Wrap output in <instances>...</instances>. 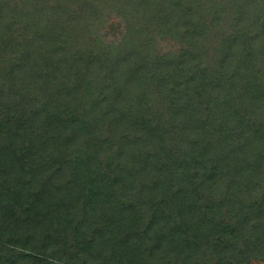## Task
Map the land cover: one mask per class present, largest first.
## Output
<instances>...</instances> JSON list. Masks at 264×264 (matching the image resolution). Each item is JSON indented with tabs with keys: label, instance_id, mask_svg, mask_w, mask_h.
<instances>
[{
	"label": "trees",
	"instance_id": "obj_1",
	"mask_svg": "<svg viewBox=\"0 0 264 264\" xmlns=\"http://www.w3.org/2000/svg\"><path fill=\"white\" fill-rule=\"evenodd\" d=\"M252 259L264 0H0V264Z\"/></svg>",
	"mask_w": 264,
	"mask_h": 264
},
{
	"label": "rangeland",
	"instance_id": "obj_2",
	"mask_svg": "<svg viewBox=\"0 0 264 264\" xmlns=\"http://www.w3.org/2000/svg\"><path fill=\"white\" fill-rule=\"evenodd\" d=\"M116 23L117 24L115 28H113V30L110 29L109 33H118L121 31L122 25L120 24V22ZM123 25L125 26L124 23ZM181 36V33L166 32L163 30V32L159 34V36H157L156 38V45L158 51V53L156 54H159L161 57L171 59L178 57V54H181L186 48H189V50H193L194 46L197 49L200 48L198 45H195V43L191 39H185ZM193 44L194 46H192ZM165 95L166 94L161 95L160 93H155V97L152 99L153 102H151L152 107L157 109L161 107L163 105ZM250 264H264V260L252 259L250 261Z\"/></svg>",
	"mask_w": 264,
	"mask_h": 264
}]
</instances>
